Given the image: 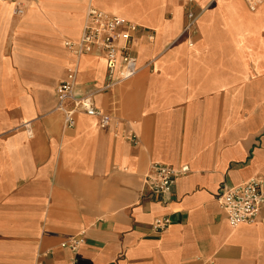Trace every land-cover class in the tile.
Segmentation results:
<instances>
[{
	"label": "crops",
	"instance_id": "1",
	"mask_svg": "<svg viewBox=\"0 0 264 264\" xmlns=\"http://www.w3.org/2000/svg\"><path fill=\"white\" fill-rule=\"evenodd\" d=\"M90 8L141 28L138 72L107 91L104 57H80L76 94L112 121L67 130L63 45ZM155 164L189 169L166 204L142 189ZM250 180L264 181V3L28 0L14 16L0 2V264H264V207L232 229L216 201Z\"/></svg>",
	"mask_w": 264,
	"mask_h": 264
},
{
	"label": "built area",
	"instance_id": "2",
	"mask_svg": "<svg viewBox=\"0 0 264 264\" xmlns=\"http://www.w3.org/2000/svg\"><path fill=\"white\" fill-rule=\"evenodd\" d=\"M28 0H0L2 4L12 6L14 16H22L24 3ZM249 9L255 11L264 0H245ZM187 24L185 32H190L195 23L192 11L186 13ZM141 33L137 25L117 17H111L103 12L90 8L85 16L81 37L76 42H65L64 48L69 53L71 61L65 70L64 79L56 87V111L63 116V125L67 130L75 126V118L85 115L98 121L100 129H107L111 124L110 115L97 110L90 94H76V76L80 57L93 53L101 54L105 60L106 76L104 90H111L132 78L138 72L137 58L134 52L136 37ZM126 139L137 143V136L130 130ZM189 173L187 166L178 169L165 165H151L149 172L143 178L142 189L162 204L171 199L172 189L178 178ZM216 201L225 215L229 226L235 229L242 225H253L264 207V181L250 180L236 187L222 185ZM167 220H156L153 223L155 231L163 232L168 227ZM78 239L66 243L71 251L76 252L81 245Z\"/></svg>",
	"mask_w": 264,
	"mask_h": 264
}]
</instances>
